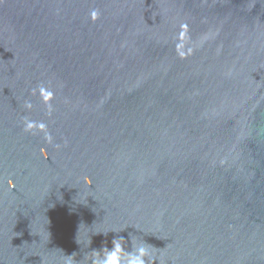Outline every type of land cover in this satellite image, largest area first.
Wrapping results in <instances>:
<instances>
[{"label": "water", "instance_id": "water-1", "mask_svg": "<svg viewBox=\"0 0 264 264\" xmlns=\"http://www.w3.org/2000/svg\"><path fill=\"white\" fill-rule=\"evenodd\" d=\"M264 264V0H0V264Z\"/></svg>", "mask_w": 264, "mask_h": 264}, {"label": "clouds", "instance_id": "clouds-1", "mask_svg": "<svg viewBox=\"0 0 264 264\" xmlns=\"http://www.w3.org/2000/svg\"><path fill=\"white\" fill-rule=\"evenodd\" d=\"M114 246L115 250L108 253L100 264H120V244L114 241ZM149 257V249L144 244H140L137 246L135 252L127 258L126 264H146V258Z\"/></svg>", "mask_w": 264, "mask_h": 264}]
</instances>
